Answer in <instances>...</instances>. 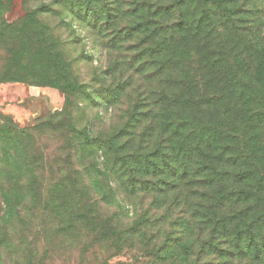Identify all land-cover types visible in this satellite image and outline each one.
<instances>
[{"label": "trees", "instance_id": "16d2710c", "mask_svg": "<svg viewBox=\"0 0 264 264\" xmlns=\"http://www.w3.org/2000/svg\"><path fill=\"white\" fill-rule=\"evenodd\" d=\"M56 2L105 33L110 28L106 48L124 42L133 64L127 67L129 102L121 123L107 135L81 132L80 151L99 150L105 161L82 167L88 184L81 175L78 182L69 178L62 203L55 198L57 182L42 206L65 212L62 224L77 226L84 251L95 244L120 251L126 242L138 243L151 264H264V22L241 25L225 0ZM254 4L261 9L264 0ZM38 11L27 14L26 24L39 23L32 15ZM42 26L35 51L54 73L45 84L80 91L49 27ZM108 91L107 100L117 99L122 87ZM58 124L74 131L67 119ZM47 125L54 127H37ZM32 138L31 130L0 112V161L11 162L15 184L40 205L35 196L43 174L35 170L44 164L26 161ZM120 188L141 208L123 222L106 210ZM4 195L12 212L13 200ZM28 257L46 264L47 249L30 246ZM106 259L99 264H108Z\"/></svg>", "mask_w": 264, "mask_h": 264}, {"label": "rangeland", "instance_id": "374dc122", "mask_svg": "<svg viewBox=\"0 0 264 264\" xmlns=\"http://www.w3.org/2000/svg\"><path fill=\"white\" fill-rule=\"evenodd\" d=\"M254 1L257 0H225V5L236 10L241 25L256 19L264 22V4L260 9ZM67 9L56 0H0V34L4 35L0 37V112L19 128L31 130L33 149L26 161H40V167L44 164V169L35 170L39 176L43 174L35 196L40 205H32L29 198L34 195L26 188L20 189L15 184L19 177L9 173L11 162L7 165L0 161V264H33L28 257L30 246L40 251L47 249L46 264H99L105 258L108 264H151L146 252H139L138 243L130 246L121 241L120 251L109 244H95L84 251L77 226L68 230L62 224L65 212L56 214L52 206L45 209L41 204L52 199V187L57 182L61 181V190L55 192V198L61 203L66 198L64 189L71 186L69 178L78 182L76 177L81 175L85 183L91 182L82 167L88 170L91 162L100 165L105 159L101 151L93 148L87 153L80 151L81 132L84 130L90 137L111 133L126 115L129 102L127 67L133 61L128 63L130 54L122 50L124 42L120 46L113 44L115 49L109 50L110 28L105 33ZM37 10L32 15L39 23L26 24L27 14ZM43 24L49 27L63 60L69 63L70 80L81 85L80 91L66 92L45 84L54 73L45 55L35 51L41 48L37 29ZM260 29L264 36V24ZM15 35L19 37L12 38ZM117 85L122 87L121 94L107 100L108 90ZM63 119L72 124L74 131L58 124ZM42 122L54 127L38 128ZM26 173L27 169H23ZM120 189L112 191L106 210L118 213L123 222L141 208ZM4 192L13 200L12 212L7 210ZM93 195L90 192L88 197ZM244 262L235 259L236 264Z\"/></svg>", "mask_w": 264, "mask_h": 264}]
</instances>
